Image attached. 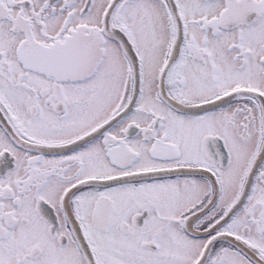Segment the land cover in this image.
Segmentation results:
<instances>
[{
  "label": "snow or ice",
  "instance_id": "1",
  "mask_svg": "<svg viewBox=\"0 0 264 264\" xmlns=\"http://www.w3.org/2000/svg\"><path fill=\"white\" fill-rule=\"evenodd\" d=\"M0 264H264V0H0Z\"/></svg>",
  "mask_w": 264,
  "mask_h": 264
}]
</instances>
